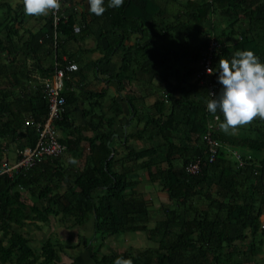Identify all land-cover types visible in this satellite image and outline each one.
<instances>
[{"label":"trees","instance_id":"16d2710c","mask_svg":"<svg viewBox=\"0 0 264 264\" xmlns=\"http://www.w3.org/2000/svg\"><path fill=\"white\" fill-rule=\"evenodd\" d=\"M141 3L149 2L124 0L119 8H110L105 0L102 15L80 21L79 35L74 32L76 16L63 8L66 19L58 23L55 49L52 16L45 33H32L24 28L23 9L0 0V139H20L24 128L29 143L20 149L34 147L38 136L34 124L44 123L49 112L43 79L54 74L56 62L65 66L64 55L80 67L68 73L62 93L64 112L55 124L59 135H65L60 137L64 154L12 178L0 177V264H60L62 245L51 238L36 245L26 231L28 225L37 229L50 225L52 217L68 228L93 220L98 250L109 236L124 233H145L157 245L136 254L109 253L99 260L97 250L100 264H114L117 257L131 258L133 264H264V119L256 117L224 131L219 126L223 114L207 110L208 91L197 79L191 85L192 91L199 90L196 100L188 92L170 108L160 98L140 108L130 101L134 120L144 123L130 137L145 140L148 146L141 151L128 145L115 148L122 103L112 97L106 105L105 91L94 92L73 82L74 78L86 82L88 77L81 68L83 60L69 46L89 38L94 40V51L102 54L93 69L117 83L118 92L135 79L140 66L170 60V49L165 48L162 59L154 52V40L127 46L131 34L143 29L144 16L137 13ZM184 7L173 23H162L161 37L152 32L156 43L167 37L172 44L179 40L185 54L178 59L199 63L207 35L213 34L209 36L222 46L214 70L220 58L244 49H252L264 62V0H188ZM215 19L226 23V28L219 31ZM234 37L239 40L231 46L228 42ZM118 52H123V59L116 65L113 59ZM36 71L39 79L32 77ZM214 73L215 83L222 87ZM81 109L87 119L84 126L74 119ZM210 124L213 138L222 145L213 162L203 140ZM89 131L93 136L85 135ZM228 150L242 156L244 167H237ZM81 157L85 161L79 169ZM198 158L205 163L203 168L195 176L188 174L186 166ZM142 172L151 186L166 194L169 205L150 209L153 199L138 188ZM27 193L33 203L24 196Z\"/></svg>","mask_w":264,"mask_h":264},{"label":"crops","instance_id":"0c3cea01","mask_svg":"<svg viewBox=\"0 0 264 264\" xmlns=\"http://www.w3.org/2000/svg\"><path fill=\"white\" fill-rule=\"evenodd\" d=\"M9 1L14 8L19 7L23 9L24 12L23 0ZM179 1L181 0H148V5H144L142 3L139 5L140 10H138L137 13L144 16V19H142L143 22L141 21L143 29L137 33L131 34L129 41L127 42V46L134 47L138 43L140 46V44L148 43L149 41L154 40L152 46L154 52L162 59L163 53L167 51L166 49H170V60L165 59L164 65L160 62L156 63L157 60H155L147 66H140L138 68L139 70L136 72L135 79L130 84L126 83V88L122 92H118L119 86L117 83L107 81L108 76L99 75L97 72L98 70L93 69L94 67H92V65L102 57V54L99 51H94L95 44L93 39L89 38L80 44L72 43L69 46L70 51L75 53L77 58H81L83 60L81 68L85 69L84 73L87 74L88 77L86 82H82L78 78H74L73 82L78 83L79 86L88 85L89 89L94 92L100 93L105 91L107 101L111 100L112 97H116V100L122 103L124 113L121 121L116 127V133L114 135L115 141L113 142L115 148H125V145H128L135 148L137 151H141L148 146L145 140H135L130 137V135L135 134L137 130L141 129L144 125V123L140 124L134 120L133 115L131 114L133 109L130 101H134L140 108L143 104L149 107L157 98H160L166 104L167 108H170L171 105H176L175 101L177 98H186L185 94L188 92H190V96L194 97L195 100L200 96L198 95V89L193 91L191 90V85L198 82L197 72L199 71V63H192V61L186 63L184 59H178L179 56L185 54L179 44L178 38H176V40H178L177 44H172L168 37L166 39H162L161 41L159 40L156 43L157 39L152 33L155 31L161 37V33H163L161 29L162 23L164 21L169 23L170 18H176V15L180 14V12L179 14L177 13V6L175 5ZM146 7H148V13L145 12ZM63 8L74 13L77 20V24L75 26H79L80 21L84 18L87 19L88 22H91L94 19L93 14L88 11L87 0H65ZM181 9H184V11L186 10L183 6H181ZM48 16L49 13L42 16L25 15L26 21L24 28L32 33H45L44 29L47 25ZM214 22L218 25L219 31L226 28V23H219L216 19ZM209 35L213 34H208L207 36L209 37ZM237 38L238 37L230 39L231 42H228L229 40H227L228 44L232 46L235 44ZM202 39L204 38H201V40ZM164 43L168 45L164 46ZM63 58H67V56L64 55ZM122 59L123 52H118L113 59V63L119 65ZM153 63H155V65H153ZM28 65L31 68L32 65L30 62ZM39 76L40 74L38 71L33 72L32 74V77L34 78L39 79ZM74 86L75 90L79 92V86L78 89L76 84ZM125 98L126 100H124ZM109 103L110 101L106 102V105H109ZM74 119L78 125L84 126L86 124L87 119L85 118L83 109L75 112ZM19 133L21 138L17 140L16 138L13 140L11 139L10 141L7 139H0V146L2 147L0 148L2 150L0 163L4 161L15 163L18 160V152L21 151L20 147L26 146V144L29 143L28 135L27 132H25V129L23 128ZM85 135L91 137L93 136V132L89 131L85 133ZM60 137L63 138L65 135L60 134ZM83 146L85 147L88 145L83 143ZM121 154L123 155L124 151H122ZM64 158H66V156H64ZM84 161V157L77 160V167L79 169L84 166ZM140 176L141 183L139 186L142 184L144 185V182L150 185L146 173L142 172ZM140 191L145 192V190L142 189H140ZM145 195L146 198L147 196H150L149 194ZM24 196L33 203L34 198L29 193ZM262 221L264 222V216L262 217ZM27 230L30 231V234H32L33 240L39 239L38 236H43L48 239L53 238L54 241H57L59 245L63 246L60 251V264H100L95 258L96 251L98 250V243L95 241L96 238L93 240L95 236L93 220L80 227L68 228L59 223L57 218L52 217L50 225H41L39 229L28 225L26 231ZM140 233L142 234V232H136L132 233V235H141ZM124 235L126 236L123 239H116L117 237L115 236L118 235L109 236L103 247L98 250L99 255L97 256V259L99 260L103 255H107L109 253L123 254L129 250L130 252L136 254L140 251L157 246L154 242L148 240V236L145 233H143V235H145L143 236L144 239L151 243V246L146 249L141 248L142 243L138 240V236L133 242L132 240L130 241V233H124ZM54 236H56L57 239H54Z\"/></svg>","mask_w":264,"mask_h":264},{"label":"built area","instance_id":"2783aa9c","mask_svg":"<svg viewBox=\"0 0 264 264\" xmlns=\"http://www.w3.org/2000/svg\"><path fill=\"white\" fill-rule=\"evenodd\" d=\"M64 0H61V7L58 10L49 11V15L53 17L54 35L55 41L54 48L57 47L58 32L57 26L59 21L66 15L62 12ZM76 34L80 33L79 26L74 27ZM46 37V35H45ZM241 40V38H240ZM222 46L218 40L213 36L207 38V47L202 51L199 62V72L197 73V79L199 83L207 88L208 96L211 99V93H219L221 87L214 81L215 73L214 64L216 57L219 54ZM66 63L65 66L59 62L55 63V71L51 77L43 79V98L48 104V117L44 123L34 124L37 130V142L34 147L26 148L18 152V160L15 163H9L8 161L1 162L0 165V177L9 176L12 178L15 174L24 171H30L37 164L44 159H53L60 157L64 154L66 147L60 141V135L55 124L59 120L64 112L65 100L62 97V93L65 89V81L68 79V73L78 70V64L75 62H69L67 58H63ZM211 68V69H209ZM209 69V71H208ZM211 72V73H210ZM216 117L214 120H217ZM33 124V123H32ZM213 124L209 126V132L204 134L203 140L208 152L209 162H213L222 148L221 143L213 138L212 130ZM232 157L238 162L237 167L242 168L246 164L242 156L237 151H230ZM251 157H248L250 160ZM205 163L201 158L189 163L186 166V172L190 175H197Z\"/></svg>","mask_w":264,"mask_h":264},{"label":"clouds","instance_id":"9594fccd","mask_svg":"<svg viewBox=\"0 0 264 264\" xmlns=\"http://www.w3.org/2000/svg\"><path fill=\"white\" fill-rule=\"evenodd\" d=\"M124 0H107V7L119 8ZM88 11L97 16L106 11L105 0H87ZM24 13L29 16L47 15L58 10L61 0H23ZM217 73L219 93H211L206 108L223 114L220 128L228 131L256 117L264 119V62L252 49L236 51L231 58H220ZM211 69V68H209ZM208 69V71H209ZM211 73V72H210ZM114 264H133L131 258L117 257Z\"/></svg>","mask_w":264,"mask_h":264},{"label":"rangeland","instance_id":"374dc122","mask_svg":"<svg viewBox=\"0 0 264 264\" xmlns=\"http://www.w3.org/2000/svg\"><path fill=\"white\" fill-rule=\"evenodd\" d=\"M187 1L188 0H181V1H179V2H177L175 4L177 6V13L178 14H179V12L184 11V9L183 10L181 9V6L184 7L186 5V2ZM193 1L196 2V3H200L202 0H193ZM174 19L175 18H170L169 23L174 22ZM175 38H177V37H175ZM182 45H185V43L183 42ZM139 189L145 190L144 194H149L150 195V196H147L148 199L149 198H150V200H151V198L153 199V201L151 200L152 202H151V206H150V209L152 211L158 210L161 207H163V205H169V203H170L169 200H168V198H167V196H166V194L165 193H162L159 188L153 187V185L151 186V185H148L147 183L144 182V185L142 184L141 186H139ZM157 191L160 192L159 193V197H158V192ZM160 194H161V196H160ZM130 235H131L130 236L131 237L130 238V241L132 240L133 242L135 241V239L137 238V236L139 237L138 240L142 243V246H141L142 249H146L147 247L151 246V243L144 239L143 236H145V235H143V233L141 235H137V234H133L132 235V233H130ZM125 236L126 235H124V234H122V235L119 234L118 236H115V237H117L116 239H118V238L123 239V238H125ZM42 237L43 236H38L39 239H36L35 240V244L36 245H39L40 242L42 243L43 241H46L48 239L46 237H43V238ZM54 239H57L56 236H54ZM52 240H53V238H52Z\"/></svg>","mask_w":264,"mask_h":264},{"label":"water","instance_id":"95a60500","mask_svg":"<svg viewBox=\"0 0 264 264\" xmlns=\"http://www.w3.org/2000/svg\"><path fill=\"white\" fill-rule=\"evenodd\" d=\"M113 156V153H112V155H111V157Z\"/></svg>","mask_w":264,"mask_h":264}]
</instances>
